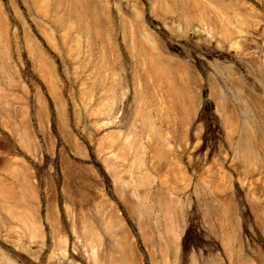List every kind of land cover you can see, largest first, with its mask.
I'll use <instances>...</instances> for the list:
<instances>
[{
  "label": "rangeland",
  "instance_id": "rangeland-1",
  "mask_svg": "<svg viewBox=\"0 0 264 264\" xmlns=\"http://www.w3.org/2000/svg\"><path fill=\"white\" fill-rule=\"evenodd\" d=\"M82 1L0 0V264H264V0Z\"/></svg>",
  "mask_w": 264,
  "mask_h": 264
},
{
  "label": "crops",
  "instance_id": "crops-1",
  "mask_svg": "<svg viewBox=\"0 0 264 264\" xmlns=\"http://www.w3.org/2000/svg\"><path fill=\"white\" fill-rule=\"evenodd\" d=\"M71 9L74 10L72 7ZM78 10L87 12L88 8L84 5V2L82 0H79V7H77Z\"/></svg>",
  "mask_w": 264,
  "mask_h": 264
},
{
  "label": "bare ground",
  "instance_id": "bare-ground-1",
  "mask_svg": "<svg viewBox=\"0 0 264 264\" xmlns=\"http://www.w3.org/2000/svg\"><path fill=\"white\" fill-rule=\"evenodd\" d=\"M161 63V62H160ZM156 66V65H155ZM164 66V65H163Z\"/></svg>",
  "mask_w": 264,
  "mask_h": 264
}]
</instances>
